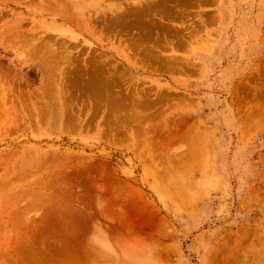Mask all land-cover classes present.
Here are the masks:
<instances>
[{"label": "rangeland", "instance_id": "rangeland-1", "mask_svg": "<svg viewBox=\"0 0 264 264\" xmlns=\"http://www.w3.org/2000/svg\"><path fill=\"white\" fill-rule=\"evenodd\" d=\"M58 1L0 0V264H264V0Z\"/></svg>", "mask_w": 264, "mask_h": 264}, {"label": "bare ground", "instance_id": "bare-ground-1", "mask_svg": "<svg viewBox=\"0 0 264 264\" xmlns=\"http://www.w3.org/2000/svg\"><path fill=\"white\" fill-rule=\"evenodd\" d=\"M45 1H46V0H45ZM53 1L55 2L56 0H53ZM61 1H62V0H61ZM61 1L59 0L57 3H60ZM63 1H64V0H63ZM63 1H62V2H63ZM67 1H68V0H67ZM69 1H71V0H69ZM72 1H73V0H72ZM154 2H155V1H154ZM159 2H160V1H159ZM33 3H34V2H33ZM68 3H69V2H68ZM70 3H71V2H70ZM70 3H69V4H70ZM152 4H153V3H152ZM158 4H159V3H158ZM31 5H32V4H31ZM54 5H55V4H54ZM71 5H72V3H71ZM149 5H150V4H149ZM57 6H58V5H57ZM50 7H51V6H50ZM147 7H148V6H147ZM153 7H154V6H153ZM47 8H48V7H47ZM158 9H159V8H158ZM55 10H56V9H55ZM154 11H155V10H154ZM136 12H137V11H136ZM140 12H141V11H140ZM124 13H125V12H124ZM124 13H123V14H124ZM143 13H144V12H143ZM148 13H149V12H148ZM3 15H4V14H3ZM125 15H126V14H125ZM142 15H143V14H142ZM1 17H2V16H1ZM3 17H4V16H3ZM120 19H121V18H120ZM1 20H2V19H1ZM145 20H146V19H145ZM149 22H150V21H149ZM136 24H137V23H136ZM136 27H137V26H136ZM134 28H135V27H134ZM143 28H144V27H143ZM148 28H149V27H148ZM139 29H140V28H139ZM141 29H142V28H141ZM6 32H7V31H6ZM6 32H5V33H6ZM94 32H95V31H94ZM5 35H6V34H5ZM4 37H5V36H4ZM45 41H46V40H45ZM1 43H2V41H1ZM134 50H135V49H134ZM140 55H141V54H140ZM47 61H48V60H47ZM49 61H50V60H49ZM91 67H92V66H91ZM88 70H89V69H88ZM61 72H62V71H61ZM77 72H78V70H77ZM59 73H60V72H59ZM74 73H75V72H74ZM82 73H83V72H82ZM88 73H89V72H88ZM66 74H67V73H66ZM76 74H77V73H76ZM101 74H102V73H101ZM82 75H83V74H82ZM75 76H76V75H75ZM78 76H79V75H78ZM80 76H81V75H80ZM83 77H84V76H83ZM83 77H81V78L83 79ZM78 78H79V77H78ZM67 79H68V77H67ZM75 79H76V78H75ZM79 80H80V79H79ZM88 80H89V79H88ZM104 80H105V79H104ZM85 81H86V80H85ZM105 81H106V80H105ZM76 82H77V81H76ZM95 82H96V81H95ZM100 82H102V80H101ZM109 82H110V81H109ZM0 83H1V84H0V113H4V114H6V111H7L6 107H7V101H8V94L10 93V91H9V89L6 90V87H3V86H2V82H0ZM70 83H71V82H70ZM70 83H69V84H70ZM107 83H108V82H107ZM49 84H50V83H49ZM94 84H95V83H94ZM54 85H55V84H54ZM74 85H75V84H74ZM85 85H87V84H85ZM4 86H6V85H4ZM7 86H8V85H7ZM59 86H60V85H59ZM76 86H77V85H76ZM90 86H91V85H90ZM109 86H112V85H109ZM109 86H107V89L110 88ZM55 87H56V86H55ZM80 87H81V86H80ZM104 87H106V85H105ZM74 88H76V87H74ZM86 88H87V87H86ZM88 88H89V87H88ZM88 88H87V89H88ZM113 88H114V87H113ZM81 89H82V88H81ZM104 89H105V88H104ZM107 89H106V90H107ZM111 89H112V88H111ZM111 89H110V90H111ZM54 90H55V89H54ZM54 90H53V89L51 90V93H52V91H53L51 97H52V99L55 100V99L57 98V96L54 98V97H53L54 94H55V95H59L60 92H59V91L56 92V91H54ZM69 90H70V89H69ZM89 90H90V89H89ZM96 90H97V88H96ZM102 90H103V89H102ZM106 90H105V91H106ZM25 91H26V90H25ZM74 91H75V90H74ZM81 91H82V90H81ZM112 91H113V90H112ZM48 92H49V90H48ZM87 92H88V94H89V91H87ZM102 92H103V91H102ZM49 93H50V92H49ZM49 93H48V94H49ZM84 93H85V92H84ZM90 93H91V92H90ZM104 94H106V93H104ZM109 94H110V93H109ZM46 95H47V93H46ZM50 95H51V94H50ZM73 95H74V94H72V96H73ZM9 96H10V95H9ZM13 96H14V95H13ZM39 96H40V95H38V98H39ZM61 96H62V95H61ZM84 96H85V95H84ZM93 96H94V95H93ZM96 96H97V95H96ZM11 97H12V96H11ZM21 97H22V96H21ZM40 97H41V96H40ZM47 97H48V95H47ZM41 98H42V97H41ZM110 98H111V97H110ZM119 98H120V97H119ZM9 99H10V97H9ZM80 99H81V98H80ZM112 99H113V97H112ZM117 99H118V98H117ZM117 99H116V100H117ZM54 100H53V101H54ZM57 100H58V99H57ZM98 100H99V99H98ZM98 100H97V103H98ZM104 100H105V99H104ZM157 100H158V99H157ZM66 101H67V100H66ZM99 101H100V100H99ZM102 101H103V100H102ZM109 101H110V100H109ZM112 101H113V100H112ZM112 101H111V102H112ZM117 101H118V100H117ZM55 102H56V101H55ZM106 102H108V101H106ZM120 102H121V101H120ZM52 103H53V102H52ZM97 103H96V104H97ZM103 103H104V102H103ZM86 104H87V103H86ZM93 104H94V103H93ZM98 104H99V103H98ZM113 104H115V102H114ZM116 104H117V103H116ZM52 106H54V105H52ZM67 106H68V105H67ZM11 108H12V106H11ZM101 108H102V107H101ZM74 109H75V108H74ZM31 110H32V109H31ZM50 110H51V109H50ZM50 110H49V111H50ZM54 110H55V109H54ZM56 110H57V109H56ZM32 111H33V110H32ZM32 111H31V112H32ZM255 111H256V110H255ZM7 112H8V111H7ZM54 112H55V111H54ZM54 112H53V113H54ZM65 112H66V111H65ZM75 112H76V111H75ZM45 113H46V112H45ZM48 113H49V112H48ZM50 113H51V111H50ZM55 113H56V112H55ZM55 113H54V114H55ZM67 113H68V112H67ZM92 113H93V112H92ZM51 114H52V113H51ZM68 114H69V113H68ZM94 114H96V113H94ZM52 115H53V114H52ZM81 116H82V115H81ZM57 117H58V116H57ZM57 117H56V118H57ZM90 117H91V116H90ZM30 118H31V117H30ZM41 118H42V117H41ZM74 118H75V117H74ZM37 119H38V118H37ZM50 119H51V118H50ZM50 119H49V120H50ZM53 119H54V118H53ZM53 119H52V120H53ZM65 120H67V119H65ZM36 121H37V120H36ZM75 121H77V120H75ZM90 121H91V120H90ZM38 122H39V120H38ZM67 122H68V121H67ZM72 122H73V121H72ZM93 122H94V121H93ZM49 123H50V122H49ZM53 123H54V122H53ZM69 123H70V122H69ZM73 123H74V122H73ZM27 124H29V123H27ZM54 124H55V123H54ZM51 125H52V124H51ZM68 125H69V124H68ZM256 125H257V124H256ZM24 126H25V125H24ZM46 126H47V125H46ZM69 126H70V125H69ZM64 127H65V126H64ZM22 128H23V127H22ZM252 128H253V127H252ZM201 138H202V137H201ZM202 140H203V139H202ZM37 162H38V161H37ZM37 162H36V163H37ZM24 164H25V163H24ZM28 164H29V163H28ZM35 168H36V167H35ZM43 168H44V167H43ZM42 170H43V169H42ZM42 170H41V171H42ZM17 171H18V170H17ZM20 171H23V170H20ZM20 171L17 172V174L20 173V174L17 175L18 178H19L20 175L23 176V177H26V175H28V174H26V173L21 174L22 172H20ZM25 171H27V170H25ZM41 171L39 170V172H41ZM29 172H30V171H29ZM33 172H34V171H33ZM37 173H38V172H37ZM24 174H25V175H24ZM30 174H31V173H30ZM40 175H41V174H40ZM21 176H20V177H21ZM17 177H16V179H17ZM21 180H23V179H21ZM42 183H43V182H42ZM41 186H42V185H41ZM37 187H39V186L37 185ZM63 192H64V191H63ZM67 192H68V191H67ZM57 193H58V191H57ZM62 194H63V193H62ZM66 194H67V193H66ZM44 195H45V194H44ZM54 195H55V194H54ZM59 195H60V194H59ZM31 196H32V195H29V197H31ZM35 196H36V194H35ZM51 196H52V195H51ZM29 197H27V198H29ZM33 197H34V194H33ZM42 197H43V196H42ZM52 197H53V196H52ZM27 198H26V199H27ZM34 198H35V197H34ZM43 198H45V197H43ZM26 199H25V200H26ZM51 200H52V199H51ZM51 200H50V201H51ZM33 205H34V204H33ZM25 210H26V209H25ZM165 252H166V251H165ZM235 252H236V251H235ZM163 254H164V253H163ZM165 254H166V253H165ZM232 254H233V253H232ZM236 256H237V255H236ZM89 262H90V261H89ZM228 263H229V262H228Z\"/></svg>", "mask_w": 264, "mask_h": 264}]
</instances>
